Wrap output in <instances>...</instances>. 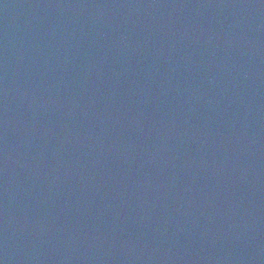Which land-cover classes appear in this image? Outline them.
<instances>
[{"label":"water","instance_id":"water-1","mask_svg":"<svg viewBox=\"0 0 264 264\" xmlns=\"http://www.w3.org/2000/svg\"><path fill=\"white\" fill-rule=\"evenodd\" d=\"M0 264H264V0H0Z\"/></svg>","mask_w":264,"mask_h":264}]
</instances>
